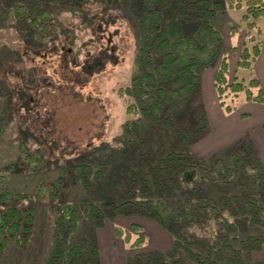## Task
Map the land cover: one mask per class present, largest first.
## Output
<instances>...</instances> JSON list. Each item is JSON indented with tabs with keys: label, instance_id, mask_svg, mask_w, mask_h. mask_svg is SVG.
<instances>
[{
	"label": "trees",
	"instance_id": "1",
	"mask_svg": "<svg viewBox=\"0 0 264 264\" xmlns=\"http://www.w3.org/2000/svg\"><path fill=\"white\" fill-rule=\"evenodd\" d=\"M51 1L62 11L77 15L75 8L94 5L96 0ZM104 1L124 2L139 20L131 85L119 91L122 98L129 99L127 112L134 121L125 129L129 137L116 149L117 156L103 164L105 170L95 172L93 164L86 162L76 166L74 173L83 186L91 190L94 182L102 188L112 181L115 175L112 165L118 161V156L132 160L137 170L131 169L121 177L123 201L120 203L111 197L102 205L89 204L84 211L73 205L56 208L51 255L46 264H100L95 242L72 241L85 214L99 226L104 225V219L112 220L116 216L149 218L172 236L170 250L140 252L147 238L141 234L133 240V233H142L144 228L134 224L132 231L125 232L116 227L115 235L124 237L125 243L136 251L126 264H252L254 251L264 248V236L252 234V230L264 231V164L254 142L250 136L238 140L209 166L203 164L190 147L210 131L201 102V80L203 72L215 68L219 59L214 86L222 108L227 113L236 111L228 100L233 101L243 93L247 102L264 104V91L257 78L246 83L236 76L229 81L230 64L223 49V37L211 23L223 12V3L212 0ZM226 3L229 9L244 10L243 20L250 31L256 30L255 22L264 18V0H226ZM8 18L10 23L28 21L36 40L50 45L58 40L63 29L66 30L62 23L54 22L53 12L39 2L14 8L8 12ZM105 20L102 16L100 21ZM250 42H255L253 36ZM234 51L239 54L238 70L251 71L262 54V47L254 44L251 49L243 46ZM104 54L105 51L86 59L79 65V71L72 70V78L81 82V78L90 76L96 68V59L104 58ZM1 100L0 93V114ZM2 132L0 129V137ZM19 153L18 163L9 165L5 172L26 173L46 167L48 160L42 151L31 150L23 142ZM65 178L66 170L61 167L58 179L52 184H39L34 198H59L66 187ZM0 180L5 182L6 178L1 176ZM116 190L120 188L110 190L112 196ZM132 191L141 196L148 194L146 200L130 199ZM163 192L183 197L170 206L151 199ZM17 196L28 198L11 192L0 194L1 252L11 243L24 248L33 236V209L9 204Z\"/></svg>",
	"mask_w": 264,
	"mask_h": 264
},
{
	"label": "rangeland",
	"instance_id": "2",
	"mask_svg": "<svg viewBox=\"0 0 264 264\" xmlns=\"http://www.w3.org/2000/svg\"><path fill=\"white\" fill-rule=\"evenodd\" d=\"M212 1H220L224 7L211 23L223 37V49L230 64L229 81L236 76L246 83L257 78L264 86V71L261 69L264 54L253 70L248 71L238 70L239 54L234 51L243 46L251 49L258 44L264 53V18L255 22L256 30L250 31L243 20L244 10L229 9L226 0ZM35 2L51 10L55 15L54 22L62 23L66 28L53 45L38 42L28 21L9 22V11ZM75 11L77 15L66 13L51 0H0V129L3 131L0 137V177L6 178L5 182L0 180V194L11 192L28 197L17 196L9 204L22 209L32 208L35 215L34 232L29 243L24 248L11 243L0 251V264H46L51 255L56 208L73 205L84 211L89 204L102 205L111 197L120 203L123 201L121 177L131 169L137 170L132 160L118 156V161L112 165L115 175L105 187L100 188L94 182L91 190L86 189L75 176V167L86 162L93 164L95 172L105 170L103 164L108 158L117 156L116 149L129 137L125 129L133 123L134 117L127 112L129 99L122 98L119 91L131 85L139 39V20L124 2L96 0L94 5L75 8ZM102 16L105 21H100ZM252 36L254 43L250 42ZM68 51L72 52L69 56ZM104 51L105 57L96 59V68L90 76L81 78V82L72 78V70L79 71L86 59ZM220 62L221 59L215 68L206 69L202 74L201 102L210 131L191 144V151L209 166L216 157H223L238 140L250 136L264 164V130L261 126L264 105L247 102L243 93L233 101L228 100L237 110L227 113L220 105L214 86ZM23 142L31 150L44 153L48 160L46 167L26 173L5 172L9 165L18 163L19 147ZM61 167L66 170V187L61 196L34 198L37 186L56 181ZM117 187L120 190L112 196L110 190ZM161 194H155L151 199L170 206L183 197L170 192ZM147 195L132 191L129 198L146 200ZM134 224L144 230L133 233V240L141 234L147 238L146 246L140 252L172 248V236L153 220L141 216L106 218L104 225L99 226L85 214L72 241L95 242L100 264H126L136 251L125 243L124 237L118 238L114 230L119 227L125 232L132 231ZM252 234L264 236V231L252 230ZM186 262L189 263L187 259ZM251 262H264V248L254 251Z\"/></svg>",
	"mask_w": 264,
	"mask_h": 264
},
{
	"label": "crops",
	"instance_id": "3",
	"mask_svg": "<svg viewBox=\"0 0 264 264\" xmlns=\"http://www.w3.org/2000/svg\"><path fill=\"white\" fill-rule=\"evenodd\" d=\"M264 53H262L261 54V56L257 59V61L254 63V65L258 62V60L260 59V58H262V55H263ZM253 68H254V66H253ZM262 71H264V63H263V65H262ZM260 81V80H259ZM260 84H261V86H262V89L264 88V86L262 85V83H261V81H260ZM209 87H210V79H209ZM211 91V90H210ZM264 91V90H263ZM211 95H212V92H211ZM212 97H213V95H212ZM256 104H259V103H256ZM259 105H264V104H259ZM262 127H264V123L261 125Z\"/></svg>",
	"mask_w": 264,
	"mask_h": 264
}]
</instances>
